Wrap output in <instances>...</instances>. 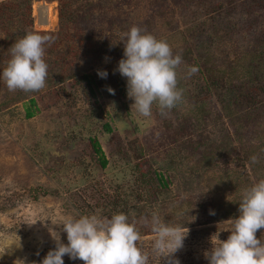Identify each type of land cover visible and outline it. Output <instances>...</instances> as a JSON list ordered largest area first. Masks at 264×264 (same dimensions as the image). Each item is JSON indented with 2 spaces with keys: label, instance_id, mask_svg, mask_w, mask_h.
<instances>
[{
  "label": "rangeland",
  "instance_id": "rangeland-1",
  "mask_svg": "<svg viewBox=\"0 0 264 264\" xmlns=\"http://www.w3.org/2000/svg\"><path fill=\"white\" fill-rule=\"evenodd\" d=\"M6 1L9 0H0ZM110 1L113 2L99 0L103 4ZM75 5L67 9L72 11ZM29 8L32 32L58 34L52 52L45 50V62L61 58L66 51L85 50L80 45L85 29H78L70 21L61 24L56 1L33 0ZM109 9L110 13L127 16L131 21L141 22L147 15L142 6L133 7L131 0H115ZM170 15L178 22L175 30L156 19L151 31L157 39L168 38V44L182 52L183 43H189L184 36L185 25L180 22L178 9ZM38 17L44 19L43 25ZM255 18L249 23L251 32L247 33L223 37L220 31L217 38L204 28L206 41H199L197 47L217 58L230 60L242 56L252 47L257 34L264 36V14L256 13ZM208 19L197 20L207 26ZM227 20L231 23L220 24L224 31L232 27L237 17L229 16ZM210 27L216 25L211 23ZM15 41L6 38L0 29V72L10 58L9 48ZM93 47L102 51L103 45L98 43ZM104 57L92 66L87 61H75L72 67L66 64L50 69L77 74L87 67L83 73L92 81V94L79 83L68 93L62 89L69 87L71 80L67 78L53 86L51 81L46 82L43 89L35 92L9 91L0 81V264H14L17 260L40 264L55 247L40 221L48 220L45 223L51 226V221L58 223L68 216L79 218L97 212L109 218L123 212L130 222H136L142 236L139 246L148 254V264H165V261L153 253L154 234L141 218L150 220L155 213L173 225H185L189 234L174 258L180 264H208L203 253L212 246L210 237L220 232L219 238L227 239L230 225L223 221L239 215L243 190L264 179L263 90L245 109L246 122L240 118L241 110L236 112L241 116L232 118L238 125L234 132L232 123L222 115L216 93L201 94L200 73L189 75L187 70L192 65L183 61L177 70L182 101L165 115L153 105L151 117H140L130 111L133 101L127 97L126 78L117 74ZM98 71H106L107 78H100ZM109 87L115 95L108 92ZM29 98L35 106L33 116L27 119L24 115ZM199 107L207 112L204 118L197 115V132L206 148H198L186 160L171 141L168 144L172 128L164 127L162 118L170 119L176 126L184 115L194 114ZM105 125L110 132L105 131ZM89 138L97 140L107 160L104 168L99 167ZM234 148L238 159L233 154ZM253 156L257 157L255 163L251 161ZM153 172L168 181L165 190L157 187ZM192 217L196 219L191 221ZM256 236L264 241V229L258 230ZM61 240L67 244L66 233H61ZM63 259L64 264H83L67 255Z\"/></svg>",
  "mask_w": 264,
  "mask_h": 264
},
{
  "label": "clouds",
  "instance_id": "clouds-1",
  "mask_svg": "<svg viewBox=\"0 0 264 264\" xmlns=\"http://www.w3.org/2000/svg\"><path fill=\"white\" fill-rule=\"evenodd\" d=\"M52 42L51 35L28 31L11 45L10 58L0 72V81L9 91L35 92L45 87L49 67L44 60L45 45ZM121 43L123 58L114 71L127 80V97L133 101L130 111L148 118L152 116L153 105L161 115L175 108L183 98L177 71L183 63L182 56L174 55L167 41L135 25L121 34ZM187 71L193 75L199 69L190 66ZM107 75L106 71H98L102 79ZM107 90L115 95L110 87ZM251 161L255 163L257 157H251ZM238 213L223 221L230 225L226 240L219 238L220 232L210 237L212 246L203 253L208 264H264V241L256 236L258 230L264 229V179L243 190ZM141 219L154 234L153 253L165 264H180L174 254L183 248L189 229L166 222L155 213L150 220ZM195 219L192 217L191 221ZM46 221L40 222L55 247L40 264H64L66 255L83 264H148V254L139 246L141 233L126 213H114L110 218L99 212L79 218L68 216L58 223L51 221V226ZM61 233H66L67 244L62 242ZM14 264L25 261L17 260Z\"/></svg>",
  "mask_w": 264,
  "mask_h": 264
},
{
  "label": "trees",
  "instance_id": "trees-1",
  "mask_svg": "<svg viewBox=\"0 0 264 264\" xmlns=\"http://www.w3.org/2000/svg\"><path fill=\"white\" fill-rule=\"evenodd\" d=\"M31 1L33 0L0 2V29L6 38L18 40L26 32L32 31V21L29 18ZM53 1L58 3L57 16L61 24L70 21L78 29H85L84 41L80 43V45L85 46V50L81 49L80 52L74 51V53L66 51L61 58L54 61L47 60L46 62L49 66L46 82L51 81L50 85L53 86L59 84L60 79H70L69 87L65 86L63 88L61 85L62 89H65L68 93L73 92L79 83L82 87L87 88L88 93L92 94L94 91V86H91L92 81L83 73L87 67L77 72V74L58 73L50 69L55 66L61 68L66 64L67 67H72L75 61L81 63L87 61L92 66L93 63L99 62L105 56V62L115 70L118 67V62L123 58L124 46L121 43V34L134 25L152 34L151 27L156 19L162 20L165 24H170L171 30H175L178 22L170 15L175 9H178L180 22L185 25L183 29L184 36L188 37L189 43H183L182 52L169 44L173 54L181 55L183 61H189L192 66L198 67V72L203 80L200 93H216L222 115L232 123L234 132L237 131L238 125L232 121V118L238 119L241 112L243 116L240 118L243 122H246L248 112L245 109L253 104L252 99L254 97L261 95V91H264V41H262L264 36L261 34L254 37L252 47L244 51L242 56L238 55L230 60L226 57L217 58L213 53L197 47L199 41L202 43L206 41L204 28L209 29L217 38H220V31L223 37L230 33L251 32L249 23L256 19L255 14H264V0H131L133 7L142 6L147 12L145 19L141 22L139 20L131 21L127 16L121 17L118 14L110 13L109 7L115 0L110 1L109 4L100 3L99 0ZM71 4H76L75 9L72 11L67 9ZM188 6H191L192 9H187ZM225 6H227L226 11ZM236 7L238 10H236ZM21 10H24L23 13H21ZM169 10L170 13H168ZM229 16H236L237 20L228 31H224L221 29L220 24L224 22L225 26L230 24L231 22L227 20ZM205 17L209 18L206 24H210L207 26L197 20ZM38 18V22L43 25L44 19L42 17ZM211 23H214L216 27H210ZM39 34H48L54 37V42L50 43L49 47H46L47 44L45 45V50L51 53L58 36L57 32H40ZM152 35L156 37L155 34ZM167 39L164 40L168 43ZM98 43L103 45L102 51L93 47L94 44ZM193 55L195 60L192 57ZM76 76H78V79H76ZM116 80L118 81L119 78H116ZM72 97L74 98V95ZM21 100H25V97H21ZM34 106V100L29 98L28 107L25 109V118L29 119L33 116L32 108ZM237 111H240V115L236 113ZM206 113L203 107H199L194 114L184 115L182 122L176 126L173 122H170V119L162 118L163 126L172 128V135L168 136L167 139L168 144L171 141L172 146L177 148L179 154H182V157H185L186 160L190 159L198 148L204 147L202 137L197 132L199 127L197 115L204 118ZM104 128L105 131L110 132L108 125H105ZM89 143L93 153L97 156L99 167L104 168L107 160L100 150L97 140L89 138ZM233 154L238 159L235 148ZM153 177L159 189L165 190L167 188L168 181L163 176L153 172Z\"/></svg>",
  "mask_w": 264,
  "mask_h": 264
},
{
  "label": "bare ground",
  "instance_id": "bare-ground-1",
  "mask_svg": "<svg viewBox=\"0 0 264 264\" xmlns=\"http://www.w3.org/2000/svg\"><path fill=\"white\" fill-rule=\"evenodd\" d=\"M54 24H55V23H54ZM54 24H53V25H54Z\"/></svg>",
  "mask_w": 264,
  "mask_h": 264
}]
</instances>
